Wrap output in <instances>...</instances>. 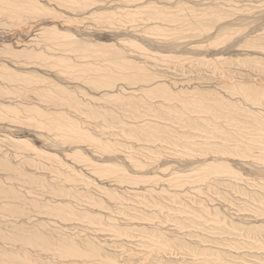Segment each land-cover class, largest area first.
Listing matches in <instances>:
<instances>
[{"label": "rangeland", "instance_id": "374dc122", "mask_svg": "<svg viewBox=\"0 0 264 264\" xmlns=\"http://www.w3.org/2000/svg\"><path fill=\"white\" fill-rule=\"evenodd\" d=\"M74 1L0 0V264H264V0Z\"/></svg>", "mask_w": 264, "mask_h": 264}, {"label": "bare ground", "instance_id": "6f19581e", "mask_svg": "<svg viewBox=\"0 0 264 264\" xmlns=\"http://www.w3.org/2000/svg\"><path fill=\"white\" fill-rule=\"evenodd\" d=\"M72 2V1H71ZM75 2V1H74ZM76 2H77V4H76ZM76 2H75V4L80 8V9H84V8H86V6L88 5V3H89V1L88 0H76ZM125 6V5H124ZM40 8V7H39ZM78 9V8H77ZM40 10V9H39ZM41 11V10H40ZM101 16V15H100ZM96 18V17H95ZM39 21V20H38ZM42 21V20H41ZM30 23V22H29ZM32 23V22H31ZM35 23V22H34ZM37 23V22H36ZM30 25V24H29ZM32 25V24H31ZM40 25V24H39ZM35 26V25H34ZM33 27V26H32ZM31 27V28H32ZM40 26H38V28H39ZM45 28V27H44ZM29 29V28H28ZM80 29V28H79ZM124 29V28H123ZM35 30H36V28H35ZM34 30V31H35ZM81 30V29H80ZM38 31V30H37ZM39 33H37V34H35V36H38V35H41L40 37H44V35H45V38L42 40V42L43 43H41L39 46L41 47V48H44V49H48V48H52L53 47V45L54 46H59V47H61L62 48V46H65V43H64V41H67L68 42V47L69 48H71L72 49V51L73 50H76V49H81L82 47H84L85 46V49H86V47H88L86 50H89V51H92V52H97V53H99V52H101V51H103V49H108V47H110L109 46V44H88V43H85V42H81V41H79V40H76L73 36H71V35H69L68 33H62V32H59L56 28H48V29H40L39 31H38ZM80 34V33H79ZM46 35H48L47 37H46ZM82 35V34H81ZM85 35V34H84ZM83 35V36H84ZM254 35V34H253ZM256 36V35H255ZM29 37V36H28ZM132 37V36H131ZM135 38V37H134ZM31 40V39H30ZM233 40V39H232ZM139 41V40H138ZM63 42V44H58V43H62ZM143 42V41H142ZM55 43V44H54ZM26 44V43H25ZM24 44V45H25ZM160 46V45H159ZM227 46V45H226ZM165 47V46H164ZM68 48V49H69ZM70 49V50H71ZM112 49V48H111ZM35 50V49H34ZM82 50H84V49H82ZM86 50H84V51H86ZM221 50V49H220ZM113 51L114 52H111L110 54L112 55V56H115V58H116V60L118 61V65H119V67H120V69H122V70H127V69H132V68H134V66H133V64L130 62V61H128V60H126V59H124L123 58V56L121 55V52H117V51H115L114 50V48H113ZM219 51V50H218ZM214 52V51H213ZM216 52V51H215ZM221 52V51H220ZM224 52V51H223ZM179 53V52H178ZM217 54V53H216ZM215 54V55H216ZM109 55V54H108ZM110 55V56H111ZM195 55V54H194ZM204 55V54H203ZM93 56V55H92ZM132 56V55H131ZM108 57V56H107ZM93 58V57H92ZM137 59V58H136ZM115 60V61H116ZM106 61V60H105ZM112 68V67H111ZM117 68V67H116ZM107 70V69H106ZM116 70V69H115ZM114 70V71H115ZM119 72V71H118ZM118 72H116V73H118ZM110 73V74H109ZM119 73H121V72H119ZM108 74H109V76H111L112 74H113V70H108ZM114 75V74H113ZM91 82V81H90ZM48 84V83H47ZM264 84V83H263ZM45 92V91H44ZM46 93V92H45ZM59 114V113H58ZM44 117V116H43ZM40 121V120H39ZM38 125V124H37ZM36 127V126H35ZM39 128V127H38ZM85 135V134H84ZM86 138V137H85ZM88 138V137H87ZM93 139H95V138H93ZM92 139V140H93ZM96 140V139H95ZM94 140V143L99 147L100 145H101V143H99L98 142V140L97 141H95ZM9 141L12 143V144H14L15 146H18V147H24V148H29V149H31V151L33 152L34 151V148H32L31 146H28V141L25 139V138H23V137H15V138H9ZM80 140H73L72 142H79ZM72 142H70L69 143V145H66V146H64V149L62 150L63 152L64 151H67V150H69L70 148H71V143ZM78 144H75V146H77ZM90 145V144H89ZM94 146V145H93ZM78 147V146H77ZM101 147V146H100ZM103 147H105V148H107L106 146H103ZM100 150V149H99ZM105 150V149H104ZM103 150V151H104ZM48 151H50V150H48ZM47 151V152H48ZM46 152V151H45ZM45 152H42L44 155H47V156H49L50 154H49V152L47 153H45ZM109 154H111L110 153V151L108 152ZM108 157V156H107ZM133 157V156H132ZM90 158V157H89ZM127 158V157H126ZM99 159V158H98ZM102 159V158H101ZM108 159V158H107ZM116 159V158H115ZM211 159V158H210ZM214 159V158H213ZM220 159V158H219ZM93 160V159H92ZM209 160V159H208ZM117 161V160H116ZM199 161V160H198ZM203 161V160H202ZM207 161V160H206ZM121 163V162H120ZM230 163V162H229ZM139 164V163H138ZM140 164H142V163H140ZM148 164V163H147ZM196 164V163H195ZM198 164V163H197ZM122 165V164H121ZM144 166V165H143ZM141 167V166H140ZM157 167V166H156ZM156 169V168H155ZM128 171V170H127ZM156 171V170H155ZM145 174V173H144ZM147 174V173H146ZM138 177V176H137ZM253 177V176H252ZM262 178V177H261ZM132 180V179H131ZM141 181V180H140ZM145 221V220H144ZM243 235V234H242ZM78 255H79V252L77 253ZM77 254H76V257H77ZM83 256V255H82ZM85 257H86V255H84ZM81 257V256H80ZM87 257H88V255H87ZM87 257H86V259H87ZM93 257V256H92ZM79 258V257H78ZM84 258V257H83ZM91 258V257H90ZM204 258V257H203ZM208 259V258H207ZM116 264V263H115ZM138 264V263H137Z\"/></svg>", "mask_w": 264, "mask_h": 264}]
</instances>
